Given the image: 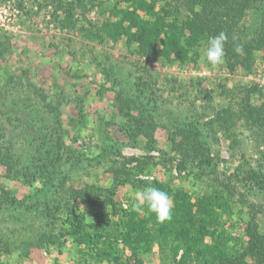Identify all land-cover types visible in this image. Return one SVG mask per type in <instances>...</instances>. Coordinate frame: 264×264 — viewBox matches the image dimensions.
<instances>
[{
	"label": "rangeland",
	"instance_id": "rangeland-1",
	"mask_svg": "<svg viewBox=\"0 0 264 264\" xmlns=\"http://www.w3.org/2000/svg\"><path fill=\"white\" fill-rule=\"evenodd\" d=\"M102 1L0 0V39L11 48L0 56V90L6 93L8 102L17 101L25 108L15 112L0 107L5 110L4 114L0 112V145L12 141L15 154L30 157L34 142H45L44 135L37 132L41 128L48 132L50 143L63 139L69 148L64 152L67 163H82L80 152H85L90 161L84 169L82 165L70 169L65 164L70 187L83 188L96 182L113 189L116 174L122 172L115 169L138 167L141 174L133 178L182 188L194 202L205 193L222 189L229 207L222 216L225 231L233 236L230 245L240 240L238 246L243 250L250 216L264 233V187L245 180L246 159H251L255 148L250 132L242 121L232 125L230 132L206 126L213 158L208 165H198L191 158L183 160L179 144L182 146L187 138L178 136L173 143L171 130L175 123L192 120L202 124L212 116L219 123L230 105L223 87L233 90L257 85L259 92L252 95V101L257 105L264 102V0L263 5L260 1L250 5L227 36L235 46H245L243 54L249 59L248 65L235 67L225 58L215 66L206 60L208 39L196 60L169 62L138 53L134 50L138 42L130 47L125 37L113 38L97 31L113 18L106 9L113 6V0ZM258 40L262 47L256 44ZM140 75L149 81L147 92L157 98V113L151 111L155 105L151 97H140V110L127 109L123 104ZM199 104L210 105L212 110L195 117L193 108ZM130 112L139 119L144 115V124L131 120ZM230 136L235 138L234 148ZM187 141L183 150L191 153L194 146ZM98 153L107 156L99 160ZM7 190L20 200L33 189L6 178L5 167L0 165V195ZM117 190L115 199L124 206L133 201L130 194L137 191L132 183ZM6 211L8 216L0 219V264H79L80 253L71 242L60 249L27 247L31 240L35 243L43 225L35 217L25 218L23 211L17 218L11 217L12 207ZM160 251L153 245L142 256L144 263L177 264Z\"/></svg>",
	"mask_w": 264,
	"mask_h": 264
},
{
	"label": "trees",
	"instance_id": "trees-1",
	"mask_svg": "<svg viewBox=\"0 0 264 264\" xmlns=\"http://www.w3.org/2000/svg\"><path fill=\"white\" fill-rule=\"evenodd\" d=\"M89 1L92 4L103 2ZM257 1L263 5V0H113V6L106 7L113 18L96 29L113 38L125 37L130 47L133 42H138L134 48L138 53L159 56L169 62H185L190 58L196 60L200 48L209 37L222 31L228 36L233 24L239 25L247 8ZM256 44L262 47L259 40ZM235 45L229 40L224 45V58L229 66L248 65L249 59L244 54H237ZM9 49L8 42L0 39V56H4ZM136 86H133L129 99L123 101L127 109L140 110V97L152 98L147 92L149 81L143 75L138 76ZM223 89L224 93L228 91L230 105L219 123L214 116L202 124L192 120L175 123L171 140L175 143L178 136L186 137L188 141L182 139L185 143L182 146L179 144L183 160L186 162L187 158H191L195 164L208 165L213 157L211 143L204 132L206 126L230 132L232 125H237L238 121L244 122L250 132L249 139L255 143L251 159L245 158V180L264 187V102L257 105L252 101V95L259 92L258 86ZM5 96L6 93L0 90V107L15 112H20L22 108L25 110L24 104L8 102ZM152 100L155 105L151 111L157 113L159 103L156 97ZM209 108L212 110L207 104L194 106L195 117L208 115ZM129 116L141 126L144 124V115L143 119L136 118L131 112ZM186 118L194 117L187 115ZM37 132L44 135L45 142L38 144L36 140L30 157L15 154L16 145L12 141L0 145V165L5 167L6 178L19 180L33 189L27 198L20 200L12 191H4L0 195V219H5L8 216L6 210L12 207V218H17V213L23 211L25 218L35 217L43 225L35 243L31 240L27 247L36 245L49 250L52 247L60 249L71 242L80 253L79 264H145L142 256L153 245L159 246L160 252L177 264H264V233L259 231L254 216L247 220L245 235L248 241L243 250L238 246L240 240L230 245L233 236L226 233L222 220L224 212L229 211L228 196L224 190L216 188L194 202L182 188L169 184L154 185L149 180L133 178L141 174L138 167L115 169L122 172L116 174L113 189L104 188L96 182L83 188L70 187L66 184L69 170L65 164L70 169L81 165L84 169L90 159L81 151L79 159L82 158V163H78L79 160L67 163L64 152L69 148L63 139L50 143L47 140L48 132L44 133L41 128ZM230 137L234 148L235 138ZM186 141L194 146L193 152H184ZM242 155L246 157V153ZM96 156L100 160L107 154L98 153ZM127 183H132L137 191L146 186H155L167 192L173 201L171 218L159 222L155 213L146 206L141 212H136L132 210L134 201L124 206L116 200L117 188Z\"/></svg>",
	"mask_w": 264,
	"mask_h": 264
},
{
	"label": "clouds",
	"instance_id": "clouds-1",
	"mask_svg": "<svg viewBox=\"0 0 264 264\" xmlns=\"http://www.w3.org/2000/svg\"><path fill=\"white\" fill-rule=\"evenodd\" d=\"M227 39V34L223 31L218 35L209 37L204 55L211 65L215 66L224 62V45ZM234 50L237 54H243L242 46L238 45ZM130 198L134 201L132 204L133 211L141 212L146 206L150 212L155 213L159 222L171 218L172 198L167 192L155 186H146L142 190L135 191L130 194Z\"/></svg>",
	"mask_w": 264,
	"mask_h": 264
}]
</instances>
